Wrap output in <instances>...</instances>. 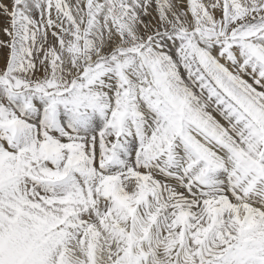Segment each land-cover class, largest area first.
Instances as JSON below:
<instances>
[{
  "label": "snow or ice",
  "instance_id": "obj_1",
  "mask_svg": "<svg viewBox=\"0 0 264 264\" xmlns=\"http://www.w3.org/2000/svg\"><path fill=\"white\" fill-rule=\"evenodd\" d=\"M0 264H264V0H0Z\"/></svg>",
  "mask_w": 264,
  "mask_h": 264
},
{
  "label": "rangeland",
  "instance_id": "obj_2",
  "mask_svg": "<svg viewBox=\"0 0 264 264\" xmlns=\"http://www.w3.org/2000/svg\"><path fill=\"white\" fill-rule=\"evenodd\" d=\"M3 55V52H2V50H0V56H2ZM2 60H0V66H2Z\"/></svg>",
  "mask_w": 264,
  "mask_h": 264
}]
</instances>
